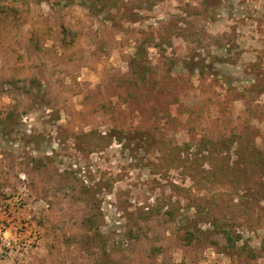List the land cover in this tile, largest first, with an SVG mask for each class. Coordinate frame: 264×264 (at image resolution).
<instances>
[{"label": "rangeland", "instance_id": "374dc122", "mask_svg": "<svg viewBox=\"0 0 264 264\" xmlns=\"http://www.w3.org/2000/svg\"><path fill=\"white\" fill-rule=\"evenodd\" d=\"M11 2L0 264H264V0Z\"/></svg>", "mask_w": 264, "mask_h": 264}, {"label": "trees", "instance_id": "16d2710c", "mask_svg": "<svg viewBox=\"0 0 264 264\" xmlns=\"http://www.w3.org/2000/svg\"><path fill=\"white\" fill-rule=\"evenodd\" d=\"M11 1L14 2L16 0H0V14L4 13V12H8L10 10H13V4H12ZM208 143L209 142H204V144H203L204 147L209 148ZM235 143L237 144V147H236V151H235L236 161H235L234 164H230V162H229L230 161L229 160L230 151H228L229 149H226L225 147L221 148L219 143H215L216 151H214V150H213L214 152L211 151V155H213L214 157L216 156V158L218 159V162L222 164V165H219L220 171L226 173L224 176L220 177V174L218 173L219 170H214V172H212V174L214 176L217 175V177H216L217 183L219 182L220 184H223L224 183V179L228 176L232 182L235 181V183L239 184L240 183V179L243 178L244 175L243 174L241 175V172L238 171L237 168L241 164H243V165H251V163H255V162H252L251 160L248 161V158H247V154H248L247 147H244L239 140L232 141L231 142V146H232V144H235ZM248 149H249V147H248ZM224 152H225V156H223L224 154L222 155V153H224ZM213 153H219V154H213ZM203 156L210 157L209 154H206V155H203ZM226 156H229V158L226 157ZM224 163H225V166L223 165ZM257 163L259 165H261L263 163V161H262V163L257 161ZM226 164H228V166H226ZM241 167L243 169V166H240L239 168H241ZM263 167H264V164L261 167V169H264ZM201 169L202 168L200 167L198 170L201 171ZM213 175H211V176H213ZM201 176H202V178H206L207 180L210 179V177L208 175H206V174H202ZM263 177H264V172H261L259 179H261ZM243 181H245V180H243ZM261 183L264 184V181H262ZM230 194H233V192L231 191ZM223 232H224V234L226 236L227 241L232 242V237L230 235V232L226 231V230H224Z\"/></svg>", "mask_w": 264, "mask_h": 264}, {"label": "built area", "instance_id": "2783aa9c", "mask_svg": "<svg viewBox=\"0 0 264 264\" xmlns=\"http://www.w3.org/2000/svg\"><path fill=\"white\" fill-rule=\"evenodd\" d=\"M0 219H1V218H0ZM5 231H6V230H5ZM0 241L2 242V245H3L4 247H6V248H8V249H10V250H11V248L13 247L12 243H11L9 240H7L6 237H3V238L0 237Z\"/></svg>", "mask_w": 264, "mask_h": 264}]
</instances>
